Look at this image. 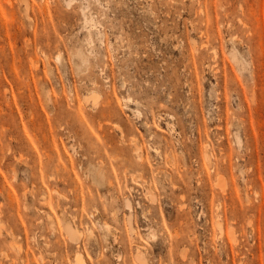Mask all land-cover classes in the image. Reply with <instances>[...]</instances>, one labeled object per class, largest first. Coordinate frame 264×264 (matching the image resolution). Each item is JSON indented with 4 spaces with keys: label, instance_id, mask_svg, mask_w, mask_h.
I'll list each match as a JSON object with an SVG mask.
<instances>
[{
    "label": "rangeland",
    "instance_id": "1",
    "mask_svg": "<svg viewBox=\"0 0 264 264\" xmlns=\"http://www.w3.org/2000/svg\"><path fill=\"white\" fill-rule=\"evenodd\" d=\"M0 252L264 264V0H0Z\"/></svg>",
    "mask_w": 264,
    "mask_h": 264
},
{
    "label": "bare ground",
    "instance_id": "2",
    "mask_svg": "<svg viewBox=\"0 0 264 264\" xmlns=\"http://www.w3.org/2000/svg\"><path fill=\"white\" fill-rule=\"evenodd\" d=\"M92 97H93V99H94V101H96L97 99H98V96L97 95H95V94H92L91 95ZM91 99V98H90ZM89 101V100H88ZM93 101V100H92ZM87 102V101H86ZM93 104V103H92ZM97 104H98V102H97ZM96 103H94L93 104V106H92V111L94 112L93 114H90V113H88L87 114V119L86 120H84L83 118H79L80 119V121L78 120V122H81V123H83V125H84V129H85V136H86V139H87V142H88V144H89V148H92V145L94 144V143H92V138H93V136H94V134L97 136V137H95L96 139H97V141L99 140V139H103L104 140V136H105V133H104V127H106L107 126V119L108 118H110V115L107 113V111L104 109V108H101L99 105H97ZM98 106V107H97ZM91 108V107H90ZM90 112V111H89ZM92 113V112H91ZM109 120V119H108ZM120 132H122V131H120ZM107 137V136H106ZM99 138V139H98ZM99 141H101V140H99ZM99 141H98V143H99ZM106 143L107 142H105V145H106ZM95 144H97V143H95ZM98 146V145H97ZM106 147V146H105ZM99 149V148H98ZM99 151H97V153H98ZM99 155V154H98ZM100 155H101V152H100ZM87 164H91V162H90V160L88 161V163ZM98 170H99V174L102 176V168H101V166H99L98 167ZM49 222V221H48ZM48 225H50L51 226V228H53L52 227V223L50 222V224H48ZM1 227H3V226H1ZM74 230H70V233H69V238L71 239V240H73L74 239V237H72L73 236V234L75 233V232H73ZM12 232V231H11ZM8 236L9 237H11V239H12V237H13V235H12V233H8ZM14 239V238H13ZM16 250V249H15ZM17 250H18V248H17ZM0 255H3V252H0ZM77 256H76V259H75V263L74 264H84V262H83V259H82V257L80 256V254H76ZM7 258V257H6Z\"/></svg>",
    "mask_w": 264,
    "mask_h": 264
}]
</instances>
